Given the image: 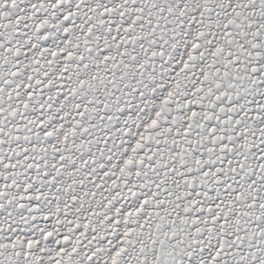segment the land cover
Here are the masks:
<instances>
[{"label":"snow or ice","instance_id":"snow-or-ice-1","mask_svg":"<svg viewBox=\"0 0 264 264\" xmlns=\"http://www.w3.org/2000/svg\"><path fill=\"white\" fill-rule=\"evenodd\" d=\"M0 264H264V0H0Z\"/></svg>","mask_w":264,"mask_h":264}]
</instances>
